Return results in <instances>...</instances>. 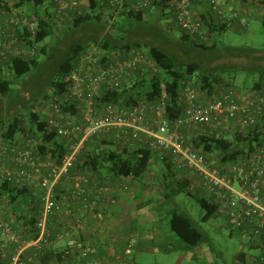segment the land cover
<instances>
[{
  "label": "built area",
  "instance_id": "1",
  "mask_svg": "<svg viewBox=\"0 0 264 264\" xmlns=\"http://www.w3.org/2000/svg\"><path fill=\"white\" fill-rule=\"evenodd\" d=\"M19 1L3 0L7 10L0 9V65L9 58L30 60L37 55V47L23 44L19 32L34 34L39 30L38 22L36 17L15 10ZM45 1L56 27L65 30L88 12L79 0ZM238 2L210 0V8L221 24L231 25L238 20L240 26L246 27L247 12L238 9ZM153 3L154 0H109L103 22L111 28L122 13L146 12ZM193 5L194 0H174L175 23L187 36L207 42L208 32L194 17ZM101 57L100 44L93 46L65 80L72 96L82 103L81 123L63 114L57 102L44 104L49 131L70 141L61 162L55 164L37 157L36 139L16 144L0 138V180L43 193L35 237L28 239L20 223L0 214L2 259L7 264H130L127 258L137 246L136 238L127 241L124 254L107 252L98 257L87 238L90 223L104 222L110 207L117 205L118 194L131 190L130 183L125 179L100 181L86 174L71 176L89 140L114 134L125 142L140 141L144 136L145 144L158 151L161 159L188 182L190 193L216 207L218 220L232 230L247 233L260 246L257 264H264V148L235 161L222 162L213 154L198 151L193 144V139L200 137L235 138L254 129L264 117V82L245 95L222 86L210 96L200 90L194 79L185 78L178 98L183 115L170 122L165 97L153 103L141 101L130 108L108 102L97 109L93 100L99 92L120 90L136 74L148 78L160 73L149 54L138 47L104 63H100ZM73 137L78 140L71 141ZM3 209L5 203L0 199V211ZM39 254L45 257L43 262L37 259Z\"/></svg>",
  "mask_w": 264,
  "mask_h": 264
},
{
  "label": "trees",
  "instance_id": "2",
  "mask_svg": "<svg viewBox=\"0 0 264 264\" xmlns=\"http://www.w3.org/2000/svg\"><path fill=\"white\" fill-rule=\"evenodd\" d=\"M240 1L260 8L264 13V0ZM108 2L109 0H86L87 15L75 19L66 30L56 27L51 12L48 10L49 4L46 5L45 0H20L16 3L15 10L20 11V14L36 17L39 30L34 34L26 32L24 34L20 31L19 36L23 44L37 47V55L30 60L9 58L0 65V105L3 103L2 100L7 98L11 103L12 110L22 105H25L27 110L24 116L16 110L12 113L13 115L9 116L8 124L6 126L3 124L0 127V138L6 142L18 144L21 135H30V138L39 142L35 146L37 157L55 164L61 162L68 151L70 141L59 138L55 132L49 131L48 117L42 115L44 112L46 114L44 104L50 100L57 102L63 114L70 118H76L77 122L81 123L83 121L81 118L82 103L72 96L70 84L65 82L77 67L80 57L93 46L100 44L102 55L100 63H104L105 60L114 58L125 50L141 46L139 42L130 41H123L121 46H117L114 42L118 40L111 34H106L101 41H75L70 42L66 50L59 48L60 43L69 42L77 31L87 25L97 24L105 27L103 17L109 8ZM173 2L174 0H154L152 9L149 11L124 12L120 16L125 23H143L148 20V16L151 18L155 15L158 16V21L172 19L177 27L174 20ZM0 9L1 11L7 10L3 0H0ZM200 21L208 32L207 42L199 38H191L179 29L182 36L179 40H175V43L185 55L192 56L196 53L220 55L225 53L229 57L245 58L249 57L251 53L257 52L251 47L221 48L219 46L216 40L218 35L227 32L234 25L237 26V30L245 28L240 26L238 20H234L231 25L221 24L215 17L210 22L204 19ZM262 22L264 28V17ZM166 28H170V25ZM167 31L168 29L165 32ZM50 36L57 39L54 46L51 44L41 45ZM162 37L164 40L171 39L166 33H162ZM58 41L60 43L57 44ZM146 46L149 56L160 69V73L148 78H142L140 74H136L124 83L120 90L99 92L93 100L97 109L108 102L119 107L130 108L141 101L153 103V101L165 97L168 100L167 117L170 122H174L183 115V108L178 98L185 78L194 79L200 90L210 96L215 95L219 87L233 85L226 83L218 74L206 72L195 61H183L161 46L148 44ZM40 58H43V61H39ZM263 82L264 76L255 82L251 89H258ZM27 100L29 101L27 102ZM77 140V137H73L71 141ZM193 144L198 151L202 150L207 154H213L222 162L235 161L238 157L247 156L258 148H264V117L246 135H239L233 139L200 137L193 139ZM157 154L158 151L138 140L125 142L120 136L114 134L96 137L85 144L71 171V176L86 174L90 177L96 176L95 179L100 181L110 179L118 182L125 179L127 182H131L142 178L150 171ZM163 163L167 167V171H171L168 177L165 174L163 178L167 189H171L174 195L185 193L195 199L204 211L202 221H207L212 217L218 219L216 207L204 198L190 193L187 190L188 182L180 178V174L172 166L165 161ZM10 166L12 167V165ZM42 196V191L37 188L19 187L0 180V199L5 203V209L0 211V214L7 217L9 221L20 223L25 228L28 239L35 237L36 225L42 210ZM165 196L169 198L168 194ZM170 226L172 232L186 248H196L204 240L203 232L185 213L172 212ZM250 241L251 248L260 251V246L256 242ZM240 256L242 257L243 254ZM37 259L43 262L45 257L39 254ZM0 264H7L1 255Z\"/></svg>",
  "mask_w": 264,
  "mask_h": 264
},
{
  "label": "rangeland",
  "instance_id": "3",
  "mask_svg": "<svg viewBox=\"0 0 264 264\" xmlns=\"http://www.w3.org/2000/svg\"><path fill=\"white\" fill-rule=\"evenodd\" d=\"M79 1L86 5V0ZM238 6L241 12L242 10H246L248 26L237 30V26L234 25L235 28L231 27L227 32L218 35L216 40L221 48L251 47L257 50L256 53H251L249 57L245 58H233L229 57L227 54L225 55V53L220 55L203 53H196L192 56L185 55L177 46V43H175V40H179L182 36V32L175 26L172 19L158 21V16L156 17L155 15L143 23H125L124 19L119 17L111 28H108L104 22L103 24L105 27L98 26L97 24L87 25L77 31L69 42L60 43V41H58L57 44L60 43L58 45L59 48L66 50L70 42L101 41L106 34H111L113 38L118 40L114 42L117 46H121L124 43L123 41L139 42L141 44L140 48L146 53H148L147 44L161 46L183 61H195L199 63L206 72H213L220 75L226 83L233 84L231 86L232 88L240 92L241 95H245L247 94L245 91L252 88L254 83L258 82L261 77L264 76V28L262 22L264 13L260 8L250 4L248 5V3L243 1L238 2ZM152 13L154 14L155 11L153 10ZM168 25H170L171 29L166 28ZM166 29H168L167 32H165ZM162 33H166L171 39L164 40ZM56 40L55 37L50 36L46 38L41 45L51 44L54 46ZM39 61H43V58H40ZM28 101L29 100H27V102ZM2 102L3 103L0 105V127L3 124H5L4 126L8 124V118L10 115H13L12 113H14L15 110L23 116L27 113L25 105L12 110V108H10L11 103L7 98H4ZM42 115L46 116L45 112ZM72 119L77 121L76 118ZM21 137L25 139L23 141L20 140L23 142L20 144H25L27 139H32L30 135H21ZM228 139L233 138L229 136ZM155 179L157 186H159V178L156 177ZM167 194L169 195V200L163 205L158 206L161 213L164 214L161 219L160 227L164 232L168 231L169 216L174 211L185 213L190 216L204 234V240L199 245V248H193L191 250V253H197L200 256L201 262L205 264H238V256L241 253H245L248 256V260L259 255V250L251 248V241L247 233L232 230L225 222L215 217L207 221H202L204 211L195 199L187 196L185 193L174 195L173 192L168 190L160 195L165 196ZM173 236L175 239H171L167 235H164L167 248L178 247V245L183 244L179 238L175 235ZM158 245L159 244H156V247ZM175 254L178 253L176 252ZM155 256L164 258L166 254H150L147 264L154 263ZM170 256L173 258L175 255L171 254ZM168 264H170V262H168Z\"/></svg>",
  "mask_w": 264,
  "mask_h": 264
},
{
  "label": "crops",
  "instance_id": "4",
  "mask_svg": "<svg viewBox=\"0 0 264 264\" xmlns=\"http://www.w3.org/2000/svg\"><path fill=\"white\" fill-rule=\"evenodd\" d=\"M238 9H240L239 6ZM193 13L196 19H204L208 22L215 17L210 8V0H194ZM249 90L251 91L252 89H247L245 93L249 92ZM142 137L143 139L140 142L145 144V137ZM24 139L20 137L19 140L23 141ZM18 142L23 143L21 141ZM166 172H168L167 167L158 153L150 167V171L142 178L133 180L131 181L132 183L129 182L132 186L129 192L118 194L117 205L110 207L106 220L104 222L90 223L87 238L96 250L95 257L102 256L107 252L124 254L127 241L134 237L137 240V246L132 255L127 258L130 264H147L150 254L162 253H165L166 256L164 258L155 256L152 264H168V262L170 264H205L200 261V256L197 253H191L192 249L186 248L184 244L172 248H167L166 246L164 235L175 239L173 236L175 234L170 226L171 215L169 216L170 230L168 229L167 232H164L160 227L164 214L161 213L158 206L169 200L168 197L160 194L167 190L172 192L171 189H166L167 187L164 186V175L166 174L168 177L171 171ZM92 177L96 178L93 175ZM156 177L160 180L158 182L159 186L155 182ZM106 207L109 208L108 206ZM156 244L159 245L156 247ZM176 252L178 254H175ZM171 254L175 256L172 258ZM241 254L243 256L241 257L239 254L238 264H257V256L248 260V256L245 253Z\"/></svg>",
  "mask_w": 264,
  "mask_h": 264
},
{
  "label": "bare ground",
  "instance_id": "5",
  "mask_svg": "<svg viewBox=\"0 0 264 264\" xmlns=\"http://www.w3.org/2000/svg\"><path fill=\"white\" fill-rule=\"evenodd\" d=\"M256 262V261H255Z\"/></svg>",
  "mask_w": 264,
  "mask_h": 264
}]
</instances>
